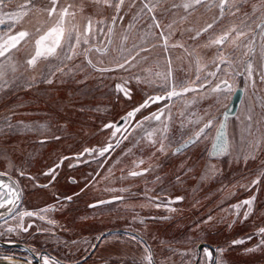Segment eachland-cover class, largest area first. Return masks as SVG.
I'll list each match as a JSON object with an SVG mask.
<instances>
[{
	"label": "rangeland",
	"instance_id": "rangeland-1",
	"mask_svg": "<svg viewBox=\"0 0 264 264\" xmlns=\"http://www.w3.org/2000/svg\"><path fill=\"white\" fill-rule=\"evenodd\" d=\"M24 2L12 0L0 12V18L6 21L0 25V36H5V29L12 23L4 13L17 11ZM186 2L165 0L156 9L162 27L175 22L169 44L184 45L169 47L165 52L157 39L160 29H151L156 35H149L148 17L133 19L139 3L132 9L126 3L121 12L123 20L117 18L113 25L111 18L116 13L107 6L93 0H60L58 10L72 5L69 11L75 12L74 18H66V30L75 27L76 34H82L88 20L93 21L95 34L89 46L107 51L104 54L92 51L89 58L97 67L115 69L103 73L88 66L84 55L65 61L60 49L55 56L38 60L35 68L26 65V59L34 53L35 40L58 20L57 15L50 18L43 10L51 7L49 0H34L35 6H29L28 16L7 33L14 35L27 30L30 36L6 54L7 58L0 57V63L5 66V75L0 79V160L6 161H0V172L9 176H0V182L10 181L22 193L17 212L22 206L39 211L56 205L41 215L45 216L44 220L56 217L58 220L36 224L29 230L66 235L63 240L68 249L51 250L62 261L81 260L100 236L112 231L103 236L95 254L82 264H148L145 249L150 250L153 264H264V244H261L264 237L257 235L259 228L264 227V208L260 210L261 202L264 204V80L261 79L264 0H238L240 11L232 15L226 10L222 19H219V0L214 3L205 0L188 11L182 7ZM174 4L180 6L174 8ZM101 20L104 23L98 24ZM210 23L212 29L192 39L195 31ZM233 27L245 34L237 38L233 32L220 46L225 57V63H221L218 48L204 45L209 36L220 35ZM108 28H112L111 34ZM61 43L66 50V38ZM83 47L88 46H77L75 51L79 53ZM141 48L149 50L140 51ZM132 56L136 57L132 61L135 67L127 71L116 67L117 61ZM197 59L201 68L199 81ZM169 60L172 75L165 81L156 73L166 74ZM249 63L251 77L247 71ZM57 67H63L64 73L52 75ZM209 72H216V76H209ZM133 76L149 82L131 79L127 85L131 90L128 99L115 90V85ZM45 77L52 83H47ZM173 81L177 91H182L181 81L196 91L151 104L136 113L134 119L127 118V113L147 96L165 95V85ZM201 82L205 87H199ZM239 87L244 91L243 98L236 115L227 121V151L211 157L209 152L222 113ZM213 88L216 90L212 91ZM160 109H164L160 121H144V117ZM122 117L126 121L119 125L121 131L113 137L114 129H104V125L117 124ZM209 120L211 127L205 129L195 144L173 154ZM138 121H143V127H135ZM83 124L85 131H81ZM149 132L153 133L156 146L149 143ZM164 135L172 144L169 146V141L163 140L166 151L161 153L157 148ZM58 136L66 138L59 140ZM34 142L40 143L33 145ZM109 143L113 148L104 156L98 152L84 153L86 148L101 149ZM53 148L61 153L58 158L52 157ZM140 160L144 163L137 167ZM57 164L60 167L51 183L52 177L44 173ZM144 169L147 171L142 175L129 174ZM20 172L29 176H21ZM257 178L260 183L253 185ZM71 179L76 182L72 183ZM29 191L38 199L36 206L32 205L30 194L25 196ZM56 195L58 201L52 198ZM249 196L256 199L252 217L245 220L243 213L247 206L237 215L233 205ZM65 197H72L74 203L68 204ZM176 197L183 199L174 202ZM100 201L111 202L100 204ZM156 204L162 206L157 208ZM173 208L175 211L169 210ZM36 221L39 220H23V224L27 227ZM19 223L20 220H8L4 224L13 229L12 236L16 238H20ZM234 240L244 243L233 244ZM199 244H204L200 250ZM205 249L212 251V258L206 257Z\"/></svg>",
	"mask_w": 264,
	"mask_h": 264
},
{
	"label": "snow or ice",
	"instance_id": "snow-or-ice-1",
	"mask_svg": "<svg viewBox=\"0 0 264 264\" xmlns=\"http://www.w3.org/2000/svg\"><path fill=\"white\" fill-rule=\"evenodd\" d=\"M12 0H0V12L3 11L5 7L9 3H11ZM60 0H49V3L51 4L50 8H45L43 9L45 12H47L48 16L51 18L53 15L58 16V20L55 24V26L49 28L46 32H44L42 35L39 36L38 39L35 40V50L34 53L26 59L25 63L29 68H35L37 65L38 60L40 59H48L49 57L55 56L57 54V49H60V55L64 57L65 61H72L73 58L77 55H84L87 65L92 67L95 71L98 72H108V71H114L115 69L112 68H101L97 67L96 64L93 63L92 59L89 58V53L92 51H95L100 54H104V52L107 51V49H102L99 47H91L90 45V39L91 36L94 35V25L93 21L91 19L88 20L87 24L84 27V31L82 34H76L75 27H73L72 30H66L65 28V23H66V18L67 17H75V12H70L69 8L72 7V5H68V7H62L59 8L58 10V4ZM95 4L98 5H103L107 6L116 13V15L112 16L111 22L113 25H115L117 18L120 20H123V15H121V12L127 3L129 9L136 8L137 4L139 3L140 7L137 10V12L134 14L133 19L136 17H143L147 16L148 20L150 21L147 24V28L149 29V35H156V33L151 32V29H160L159 34L157 36V39L161 41V45L165 52L168 51L169 47L175 48V47H181L183 48L184 45L181 43H173L169 44V41L174 34L172 31L173 29V23H170L168 25H165L164 27L161 26L160 20L157 19L156 16V9L160 7L162 4L165 3V0H93ZM215 0H213V3ZM205 0H188V2L183 3L182 7L185 9V11H188L189 9H194L196 5H201L204 4ZM35 6L34 5V0H25V2L21 5L18 6V10L15 12L11 13H4V15H7L9 19L12 21V23L9 25L7 29H5V36H0V57H6V54L10 53L13 49H17V46L21 44V41L26 40L27 37L30 36V33L27 30H21L16 32L14 35H7L8 32L12 31L15 27L16 24L21 23L26 16H28L29 11L31 10L29 6ZM180 5H172V7H179ZM211 6V5H210ZM218 8H219V19H222L224 17L225 11L229 10L232 15H235L236 12L240 11V3H238V0H219L218 3ZM234 9V11H232ZM247 15V14H245ZM6 21L3 18H0V25L5 24ZM98 24H103L104 21H98ZM129 27H132L130 24ZM257 27H261V25H257ZM213 28V24H208L205 28L201 29L200 31H195V34L192 36L193 40L198 39L203 33H207L209 29ZM99 30V29H98ZM40 29H37V32H39ZM188 31H193L192 29H188ZM112 28H108V33L111 34ZM235 32L236 37L243 36L245 33L242 30H237L235 27L224 30L222 34L216 35V36H209L208 42L204 45L205 47H213L216 46L218 48V51L221 52L219 55V60L221 63H225V57L222 54V51L220 49V46L224 45L228 40L230 35ZM67 33V35H66ZM67 40V47L65 50V47L62 45V40ZM126 40L127 37H124ZM74 41V43H73ZM109 43H111V40H109ZM234 43V41H233ZM88 46V47H83L81 52H76L75 49L77 46ZM156 45H153L155 47ZM148 48H141L140 51H148ZM137 55H139V52H137ZM247 55V53H245ZM7 58V57H6ZM136 57L132 56L130 59L129 58H124L121 61L116 62V67L119 69H125L130 70V68L135 67L134 64H132V61L135 60ZM146 59V58H145ZM197 63V75H196V80H200L199 72L201 71V68L199 67V59L196 61ZM127 65V68H126ZM66 66V65H65ZM168 66H169V71L165 73H159L157 72L156 75L158 77H161L165 81H168V78L172 75L171 72V60L168 61ZM4 64L0 63V79H2L5 75L4 71ZM13 71H15V67L12 68ZM219 70V68H218ZM71 71V69H69ZM248 75L251 77L252 75V65L251 63L248 64ZM56 72H60L61 74L64 73L63 67H57L52 71V75H55ZM209 76H216V72H209ZM131 79H135L138 83L140 82H149V81H142V78L140 76H133L130 77L129 79L123 80L122 83H118L115 85V90L118 93H123L124 96L128 99H131V90L127 87L128 83L130 82ZM261 79L264 80V75L261 76ZM45 80L47 83H52L51 79H48L45 77ZM195 83V81H193ZM179 87L182 89V91H177V84L173 81L170 82L169 84H166L164 87L165 95H156V96H147V98L141 103L138 107L134 108L132 111L127 113V118L129 119H134L136 116V113L140 112L141 109L150 107L151 104L158 103L162 100H168L171 99L174 96H181L183 93L189 92V91H196V88L193 87H186L185 82L181 81L179 84ZM199 87H205L204 83L201 82ZM219 85L216 86L218 88ZM216 89L213 88L212 91H215ZM164 115V109H160L158 112H153L149 116L144 117V121L147 120H155V121H160L161 116ZM122 120L125 119L124 117L121 118ZM251 119V118H249ZM212 121L209 120L204 127L200 128L198 132L195 133L193 137H190L188 140L184 141L183 144L179 145L176 148V152L173 154L175 155L177 152H179L182 148H185L188 146V144H195L200 137L205 134V129L211 127ZM11 127V126H10ZM135 127H143V121H138ZM112 128L114 129L112 135L113 137L116 135L117 132L121 131V128L119 125L114 124V123H109L104 125V129H109ZM127 131V129H125ZM164 132H167V125H165ZM153 133L149 132L147 133V139L149 143L152 146H156L157 141L152 139ZM56 139H59V137H56ZM124 139H127V136L124 137ZM163 140H168L169 141V146L172 144V140L167 136L164 135L161 141L159 142V147L157 148V151L164 153L166 151V145L164 144ZM119 144V141H117V146ZM113 144L109 143L107 144L104 148L101 149H84V153L92 154L94 152H98L100 156H104L105 153L109 152L112 150ZM215 149H219L220 145H214ZM84 153H81L80 155H83ZM64 159H68L65 157ZM63 161H61L62 163ZM144 161L140 160L136 166L139 167L140 164H143ZM60 167V164L55 165V167L48 169L44 175L45 176H50L52 179H55V173L56 169ZM144 171H147V169H144L141 172H136L132 171L129 174L132 176H137V175H142ZM0 175H5V173H0ZM21 176H24V172H20ZM29 179H34L33 177H28ZM72 183H75V180L71 181ZM260 183V178H257L256 180L252 181L253 185H257ZM0 187H3L8 190V195L10 198L6 202L0 198V208L5 207L6 203L7 204H12L15 205L16 201H18L21 197V192L17 191L16 188H12L11 185H5L2 182H0ZM41 187H48V185H42ZM113 191H116V189H113ZM64 199L71 200L72 197H65ZM114 199H123L122 197H116ZM183 199V197H176L174 202H179ZM255 196H252L249 199H246L242 201L239 204L233 205V208L236 209V214H240V209L244 206H247V209L243 213V218L246 220L248 216L252 212L253 204L255 201ZM111 201H100V204L104 203H110ZM173 201H169V203H172ZM157 208L161 207V204H156L155 205ZM164 207H167V204L163 205ZM90 207H96V205H90ZM52 210L50 207H46L43 209H40L39 212H33V211H23L20 212L18 215L20 217V223L18 224V227H20L23 231H28V228L32 227V225H28L27 227H24L23 225V219L24 217H32V216H37L40 220H44L45 216L41 215L40 213H46L48 211ZM170 211H175V209H169ZM15 218V217H14ZM209 220H211V217H208ZM143 222V221H141ZM48 223H54V221L49 220ZM8 232H12L13 229L9 227L7 229ZM257 235H261L264 237V227L259 228ZM133 240L136 239L135 236L132 237ZM251 239V237H249ZM233 244H242L244 243V240H234L232 241ZM261 244H264V238L261 239ZM146 252H148V255L145 257V259L148 261V264H153L151 252L149 249H145ZM205 255L208 258H212L213 253L212 251L205 249ZM223 251V250H221ZM43 264H58L57 261L50 260L49 257L43 256Z\"/></svg>",
	"mask_w": 264,
	"mask_h": 264
},
{
	"label": "flooded vegetation",
	"instance_id": "flooded-vegetation-1",
	"mask_svg": "<svg viewBox=\"0 0 264 264\" xmlns=\"http://www.w3.org/2000/svg\"><path fill=\"white\" fill-rule=\"evenodd\" d=\"M52 157H55V155H53ZM26 175L29 176L28 174H25L24 176H26ZM56 176L57 175L55 174V177ZM1 177H5V176H1ZM49 181L52 183L54 180L52 178H50ZM71 181H72V179H71ZM1 182L5 185H11L12 188H16L15 186H13L11 184L10 181L6 182L5 180H3ZM27 193L25 194V196L30 194L29 197H30V200L32 202V205L36 206L37 204L35 202L38 201L37 197H35V195H32L33 194L32 191H29ZM23 194H24V192H23ZM21 196H22V193H21ZM0 198H2V200L6 202L8 199L13 198V197H10L8 195L7 189L0 187ZM52 198L54 200L58 201L59 195L52 196ZM248 198H251V197L249 196ZM66 202L68 204L74 203L73 199H71V200L66 199ZM20 204H22V197H20V199L18 201H16L15 205L6 203L5 207L0 208V259L21 261V262H24L26 264H43L42 257L47 256L50 258V260L57 261L58 264H82L85 261L89 260L95 254L97 247L101 243L102 239H104L102 236H100L98 238V240L94 243L92 248H90V250L85 255V257L82 258L81 260L78 259L77 261H75V260L74 261H66V260L62 261L61 259L56 257L53 254V252H51V250H53V249L63 250L66 247V245H64V240H63V239H65L66 235H62V234H58V233H50V232H47V234H44V231L37 230V231L32 232L31 230H29L33 226H36V224L43 225V222H48L49 220H40L37 216L24 217L23 220H39V221L31 223L32 227L28 228V231H26V232L23 231L22 229H20V231H19L20 238L13 237L12 236L13 233L7 231V229L10 226L4 225L6 223V221H8V220H20V217L18 215L20 212L35 211L37 209L35 207H32L30 209L29 206L28 207L22 206L20 208V210L17 212V208L19 206H21ZM55 206L56 205H52L51 209H54ZM263 208H264V204H263V202H261L260 210ZM15 211H16V213H15ZM35 212H39V211L36 210ZM14 213H15V215H14ZM251 217H252V215H249V218H251ZM51 220H58V218L56 217V218H53ZM38 225H37V227H38ZM24 227H26V226L24 225ZM4 244H8V245H4ZM14 244H18L21 246L14 245ZM66 249H68V247H66ZM69 252L70 251L68 250L66 253L69 254Z\"/></svg>",
	"mask_w": 264,
	"mask_h": 264
},
{
	"label": "water",
	"instance_id": "water-1",
	"mask_svg": "<svg viewBox=\"0 0 264 264\" xmlns=\"http://www.w3.org/2000/svg\"><path fill=\"white\" fill-rule=\"evenodd\" d=\"M263 73H264V66H263ZM242 97H243V89L241 87H239L234 91L228 106L223 111L220 123H219L218 128L216 130V133L214 135L213 142L211 144V148H210V152H209L211 157L221 156V155L225 154V152L227 151V148H228L227 121L236 115L238 108H239V105L241 103ZM124 118L125 119H123V120L120 119L117 122V125L124 124L126 121V117H124ZM188 145H190V144H188ZM214 145H220V148L215 149ZM182 149H184V148H182ZM110 232H112V231L105 232L102 235V237L104 235L110 233ZM4 245H8V244H4ZM14 245H18V244H14ZM203 245L204 244H199L197 246V249L200 250V248ZM18 246H21V245H18ZM0 264H26V263L21 262V261H15V260L0 259Z\"/></svg>",
	"mask_w": 264,
	"mask_h": 264
},
{
	"label": "crops",
	"instance_id": "crops-1",
	"mask_svg": "<svg viewBox=\"0 0 264 264\" xmlns=\"http://www.w3.org/2000/svg\"><path fill=\"white\" fill-rule=\"evenodd\" d=\"M81 124H82V123H81ZM82 126H83V128H86V126H84V124H83ZM19 129L22 130V129H24V128L22 127V128H19ZM25 130H28V127H27V128L25 127ZM10 131H11V130H10ZM56 134H57V132H56ZM58 137H59V136H58ZM64 138H66V136H63V137H61V138L59 137V140H64ZM9 140H10V139L5 140V141H9ZM15 143H17V142H15ZM39 143H40V142H34L33 145H37V144H39ZM25 150H26V148H25ZM42 150L44 151V149H42ZM54 150H55V149L53 148V149H52V152H54V153H53V154L55 155L54 158H58L59 155H60L61 153H59L58 150H55V151H54ZM11 156L13 157V154H12V153H11ZM22 160L24 161V157H23ZM0 161H4V162H6L5 159H2V160H0ZM22 165H23V163H22ZM3 166L7 169V167H6L4 164H3ZM19 168H20V165H19V167H18V171H19ZM0 173H3V172H0ZM0 176H5V177L7 176V177H9L8 174H6V173H5V175H0Z\"/></svg>",
	"mask_w": 264,
	"mask_h": 264
},
{
	"label": "trees",
	"instance_id": "trees-1",
	"mask_svg": "<svg viewBox=\"0 0 264 264\" xmlns=\"http://www.w3.org/2000/svg\"><path fill=\"white\" fill-rule=\"evenodd\" d=\"M81 131H85L84 128H82Z\"/></svg>",
	"mask_w": 264,
	"mask_h": 264
}]
</instances>
